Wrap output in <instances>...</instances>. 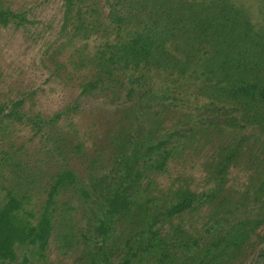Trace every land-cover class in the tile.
Segmentation results:
<instances>
[{
	"label": "trees",
	"instance_id": "1",
	"mask_svg": "<svg viewBox=\"0 0 264 264\" xmlns=\"http://www.w3.org/2000/svg\"><path fill=\"white\" fill-rule=\"evenodd\" d=\"M16 2L0 264H264V0Z\"/></svg>",
	"mask_w": 264,
	"mask_h": 264
},
{
	"label": "rangeland",
	"instance_id": "2",
	"mask_svg": "<svg viewBox=\"0 0 264 264\" xmlns=\"http://www.w3.org/2000/svg\"><path fill=\"white\" fill-rule=\"evenodd\" d=\"M33 0H17L14 7L23 11L29 10L32 6ZM52 3H44L35 5L33 10L28 14L30 17H35L37 23L30 25L28 29L40 31L42 24H38V21L44 22L48 19L49 14L55 9ZM254 17H259V11L256 6L253 7ZM35 20V21H36ZM27 31L19 30H0V65L13 64L16 66H22L34 69L33 61L36 58V52L40 42L34 41L29 36ZM18 77L16 76V80ZM43 81V78L41 79Z\"/></svg>",
	"mask_w": 264,
	"mask_h": 264
}]
</instances>
